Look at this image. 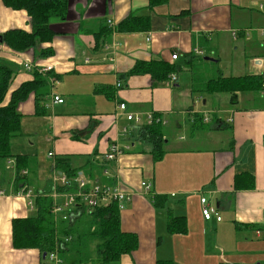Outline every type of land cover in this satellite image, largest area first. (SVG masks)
Returning <instances> with one entry per match:
<instances>
[{
    "label": "crops",
    "instance_id": "crops-1",
    "mask_svg": "<svg viewBox=\"0 0 264 264\" xmlns=\"http://www.w3.org/2000/svg\"><path fill=\"white\" fill-rule=\"evenodd\" d=\"M130 15L148 17V30L118 32ZM15 29L30 32L27 14L0 0V36ZM51 30V41L35 50L16 53L0 44V60L16 71L4 105L35 73L48 80L41 96L32 92L18 105L21 134L11 141L12 157L0 163V264H54L38 250L12 245V221L34 215L14 189V158L31 163L26 181L35 192L51 184L55 160L81 168L102 161L111 147L127 150L100 183L127 195L120 226L137 238L136 249L117 264H264V98L237 93L227 101L192 93L188 66L193 54L219 64L222 77H264V0H68L65 19L53 21ZM42 49L53 55L39 58ZM220 55L240 62L226 63ZM150 62L177 68L176 82L170 83L172 74L162 81L130 75ZM224 67L229 76L222 75ZM121 103L131 114L151 113L164 122L160 160L137 140L141 127L127 122L117 109ZM204 117L209 122L201 128L197 120ZM188 129L189 139L182 134ZM195 137L203 148L190 145ZM154 197H161L160 208ZM202 197L220 222L202 219ZM175 218H183L184 234L168 232Z\"/></svg>",
    "mask_w": 264,
    "mask_h": 264
},
{
    "label": "trees",
    "instance_id": "trees-1",
    "mask_svg": "<svg viewBox=\"0 0 264 264\" xmlns=\"http://www.w3.org/2000/svg\"><path fill=\"white\" fill-rule=\"evenodd\" d=\"M2 2L7 8L24 11L29 18L30 32L15 29L2 35V45L16 53L35 50L38 45L50 42L54 36L51 23L63 21L68 7V0H2ZM148 21V17L130 15L117 25L116 30L122 33L147 31ZM106 32L109 33L107 29ZM36 53L39 58L53 55V51L50 49H42L39 52L37 50ZM198 58H202V56L189 55L188 66L196 64V61L200 60ZM174 73H177V68L161 62H150L137 64L130 75L148 74L152 79L162 81ZM15 75L14 66L0 60V163H4L12 157L10 154L11 141L21 134V117L17 111L18 105L24 102L32 92L36 93L38 97L41 96L43 90L48 86V80L35 73L34 80L23 83L13 91L9 102L4 105L5 96ZM263 85V76L222 77L219 75L211 79L199 77L196 82L192 78L191 91L199 95L243 93L256 96ZM199 120H197V125L202 128L205 125L203 118ZM212 121L215 119L213 118ZM221 124L223 126V123ZM137 140L149 144L153 159L160 160L164 154V141L160 125L152 124L141 127ZM13 163L17 172L14 189L18 192L24 187L29 188L26 175L28 174L27 169L32 170L31 163L28 164L26 157L21 156H16ZM89 163L81 168H72L67 158L55 160L54 170L69 179V186L54 189L52 184H48L43 190L33 192L34 215L12 221V245L15 249L38 250L41 256L46 254V257L42 259L44 261L48 260V255L56 249L63 264H117L122 256L130 254L136 249V236L121 230L120 210L116 202H111L106 207L95 208L92 212H88L85 207L78 205L71 211L69 221H55L50 197L54 190L57 193L73 192L76 186L72 183V179L79 172L89 180L96 181L98 179V183L102 186L106 184L100 183V175L107 172L111 164L103 160L95 164ZM23 171L26 172L25 175H22ZM106 185H110V182H107ZM249 186L252 187V183ZM160 198H153V205L157 208L161 206ZM182 220L183 218L169 220L167 222L168 232L184 234ZM65 238H69L67 243L63 242ZM156 264L172 263L159 261Z\"/></svg>",
    "mask_w": 264,
    "mask_h": 264
},
{
    "label": "built area",
    "instance_id": "built-area-1",
    "mask_svg": "<svg viewBox=\"0 0 264 264\" xmlns=\"http://www.w3.org/2000/svg\"><path fill=\"white\" fill-rule=\"evenodd\" d=\"M110 23V22H109ZM264 34V32H263ZM197 55H201V52L196 51ZM178 56L176 54H172L171 61L177 60ZM26 70H30V67L28 65L25 66ZM50 69H44L43 73L46 71H49ZM177 80L176 75L172 74L170 75V83H175ZM121 86L120 83L116 84V87L119 88ZM259 97L264 98V85L259 92ZM52 102L56 104H62L63 100L59 99L58 97H52ZM118 111H120L125 117L127 122H129L132 126L135 127H143L148 126L152 124H157L160 126L164 125V122L156 117L155 114H131L127 112L126 105L124 103L117 105ZM209 119L204 117L203 123H208ZM123 133H126V130L123 131ZM262 141L264 142V137L262 138ZM127 150V149H125ZM124 149H120L117 147H111L110 150L104 155L103 161L105 162H116L118 157L122 155L125 151ZM48 157H53L52 153L48 154ZM53 171V174L51 176V184L53 188L56 187H67L69 186V179L62 173ZM26 172L23 171L22 175H25ZM104 174H107V172H104ZM72 183L75 184L76 189L73 192H66V193H57L54 190L53 196H51L52 199V214L54 216L55 221L61 220V221H69L70 220V213L73 209L78 207V205L85 207L88 212H92L95 208H98L100 206L106 207L111 202H116L118 204L119 210L123 209L124 200L126 198V194L123 193L119 188L111 186V185H100L98 181H92L87 179L82 175V173H78V175L72 179ZM141 187L145 191H149L150 185L146 183H141ZM21 195L25 197L28 200V206L30 209L33 208L32 204V198L34 197V193L29 188H22L21 189ZM4 193L0 191V196H3ZM62 198L63 200H58V198ZM200 204L201 207V217L204 221L208 222L212 219H214L217 222L221 221V217L217 214L216 210L214 208H211L208 205L206 198H200ZM73 216V215H72ZM71 216V217H72ZM76 216V215H74ZM257 235H260V232H256ZM69 241V238L63 239L64 243H67ZM63 243L61 244V246ZM46 257V256H45ZM47 259L54 263V264H62L63 262L58 256V252L56 249L51 252Z\"/></svg>",
    "mask_w": 264,
    "mask_h": 264
},
{
    "label": "rangeland",
    "instance_id": "rangeland-1",
    "mask_svg": "<svg viewBox=\"0 0 264 264\" xmlns=\"http://www.w3.org/2000/svg\"><path fill=\"white\" fill-rule=\"evenodd\" d=\"M207 57H209V56H207ZM221 58H223V60L226 62V61H228V60H232V61H238V62H240V59H238V58H236V59H231V58H229V57H223V55L221 56L220 55V59ZM198 59H200V60H197L196 61V64L195 63H193V64H191V67H192V72L189 74L193 79H194V81L196 82L198 79H199V77L201 78H206V79H211V78H216L217 76H219V75H221L220 73H219V64H215V63H212V62H205L204 60V58L202 57V58H198ZM229 61V62H230ZM216 62V61H215ZM229 62H226V63H229ZM225 63V64H226ZM199 66V67H198ZM225 70H226V68L224 67V68H222V75H224V76H229V72H230V69L228 68V70H227V73H224L225 72ZM218 71V72H217ZM234 74V73H233ZM182 78L184 79V73H182ZM215 95H217V96H215L216 97V99H227V101L230 99V96L229 95H227V94H215ZM215 105V104H214ZM215 107H217L218 108V105H215ZM220 107V106H219ZM198 108L200 109H202V104H198ZM226 112H220V116H221V118L222 119H225V116H224V114H225ZM163 129V128H162ZM164 131H165V128H164ZM189 131H190V129H188L187 131H185L184 133H182V134H184V136H186L188 139H189ZM227 134H228V132H227ZM201 138H203V137H201ZM204 141H203V139H200L199 137H195L194 139H191V141H190V145L191 146H193V147H196V148H198V147H201V148H203L204 147V143H203ZM207 146H208V144H207ZM117 161V160H116ZM108 164H112V163H115V162H107ZM33 214V213H32Z\"/></svg>",
    "mask_w": 264,
    "mask_h": 264
},
{
    "label": "water",
    "instance_id": "water-1",
    "mask_svg": "<svg viewBox=\"0 0 264 264\" xmlns=\"http://www.w3.org/2000/svg\"><path fill=\"white\" fill-rule=\"evenodd\" d=\"M2 41H3V40H2V36H0V44L2 43ZM206 59H207V60H210L209 58H206ZM59 174H60V173H59ZM45 256H46V254H43V255H42V258H45Z\"/></svg>",
    "mask_w": 264,
    "mask_h": 264
}]
</instances>
